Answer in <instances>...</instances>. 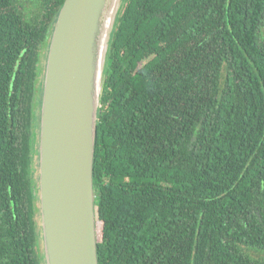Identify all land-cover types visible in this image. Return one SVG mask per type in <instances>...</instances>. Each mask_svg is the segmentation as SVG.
Here are the masks:
<instances>
[{"label":"trees","instance_id":"1","mask_svg":"<svg viewBox=\"0 0 264 264\" xmlns=\"http://www.w3.org/2000/svg\"><path fill=\"white\" fill-rule=\"evenodd\" d=\"M63 1L0 0V264H44L42 59ZM97 116L98 264H264V0H123Z\"/></svg>","mask_w":264,"mask_h":264},{"label":"water","instance_id":"2","mask_svg":"<svg viewBox=\"0 0 264 264\" xmlns=\"http://www.w3.org/2000/svg\"><path fill=\"white\" fill-rule=\"evenodd\" d=\"M123 0H64L45 54L38 124L44 264H98L93 166L107 54Z\"/></svg>","mask_w":264,"mask_h":264},{"label":"rangeland","instance_id":"3","mask_svg":"<svg viewBox=\"0 0 264 264\" xmlns=\"http://www.w3.org/2000/svg\"><path fill=\"white\" fill-rule=\"evenodd\" d=\"M45 55V54H44ZM44 65H45V56H44V58L42 59V66H43V68H44ZM41 79H43V74H42V78ZM39 94V93H38ZM37 161V160H36ZM36 167H37V164H36ZM38 172V171H37ZM38 204H39V202H38ZM37 204V205H38ZM39 206V205H38ZM39 208V207H38ZM39 214V213H38ZM39 216V215H38ZM38 221H39V226H40V220H39V218H38ZM41 248H42V245H41ZM42 250H40V252H41Z\"/></svg>","mask_w":264,"mask_h":264}]
</instances>
